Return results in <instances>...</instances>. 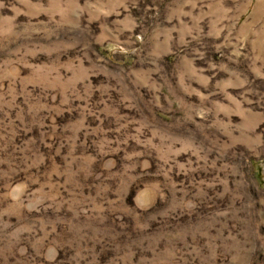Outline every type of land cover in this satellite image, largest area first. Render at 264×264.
Returning a JSON list of instances; mask_svg holds the SVG:
<instances>
[{"label": "clouds", "instance_id": "clouds-1", "mask_svg": "<svg viewBox=\"0 0 264 264\" xmlns=\"http://www.w3.org/2000/svg\"><path fill=\"white\" fill-rule=\"evenodd\" d=\"M0 264H264V0H0Z\"/></svg>", "mask_w": 264, "mask_h": 264}, {"label": "rangeland", "instance_id": "rangeland-1", "mask_svg": "<svg viewBox=\"0 0 264 264\" xmlns=\"http://www.w3.org/2000/svg\"><path fill=\"white\" fill-rule=\"evenodd\" d=\"M256 175H257V178L259 179V170L258 169H256ZM144 195H145V197H147L148 194L145 193Z\"/></svg>", "mask_w": 264, "mask_h": 264}]
</instances>
